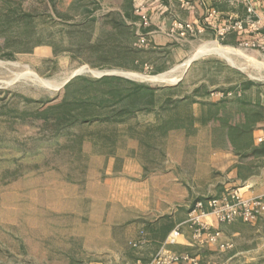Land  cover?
Returning <instances> with one entry per match:
<instances>
[{
    "label": "rangeland",
    "instance_id": "374dc122",
    "mask_svg": "<svg viewBox=\"0 0 264 264\" xmlns=\"http://www.w3.org/2000/svg\"><path fill=\"white\" fill-rule=\"evenodd\" d=\"M131 1L0 0V264H151L168 246L156 250L145 218L137 225L115 201L112 184H104L109 168L117 173L128 164L142 177L161 179L173 169L169 178L182 176L204 199L220 197L236 188L214 194L228 180L222 151L245 154L251 143H264L253 136L264 129V52L237 46L233 63L198 52L212 40L142 46L147 31L133 25L129 39L98 19L117 12L136 23ZM86 19L95 23L82 27ZM128 44L138 50L135 66L123 51ZM161 74L169 78H155ZM105 75L157 89L143 96L141 110L118 115L130 107L124 101L106 104V120L73 119L101 112L98 101L115 100L108 93L115 85L78 81L66 93L65 86L76 77ZM59 109L69 111L66 123L58 120ZM256 157L247 156L240 176L263 166ZM165 227L151 236L159 239ZM222 240L230 248L194 242L191 229L190 250L168 248L198 264H264L263 243Z\"/></svg>",
    "mask_w": 264,
    "mask_h": 264
},
{
    "label": "crops",
    "instance_id": "0c3cea01",
    "mask_svg": "<svg viewBox=\"0 0 264 264\" xmlns=\"http://www.w3.org/2000/svg\"><path fill=\"white\" fill-rule=\"evenodd\" d=\"M190 2L189 6L183 5L179 0H132L131 3L134 7V16L136 23L128 22L135 25L138 32H146L147 40L149 41V48L151 49H166L170 48L173 44L184 47L187 44H193L196 41L207 40H221L222 46L237 47L241 46L242 41L252 38L247 32L232 33L225 35L223 38L219 37L211 28H207L203 32L195 34L193 39H177L174 34H169V29L175 19L184 22H194L197 26L204 22V16L209 8L213 7L218 11V23L224 22L230 18L246 17V5L243 1L231 2L229 0H184ZM256 6V12L259 15L264 13V0H253ZM145 6L146 12L151 19V25L143 28L142 19L136 13L138 7ZM264 23V21H262ZM143 30V31H142ZM264 31V28H262ZM255 141L262 142L264 140V129L256 130L253 133ZM262 139V140H261ZM263 144V143H262ZM261 144V145H262ZM255 145V143H254ZM255 146H260L256 144ZM225 161L221 163L220 167L223 168L228 174L227 184L218 188L214 194L221 195L224 190L232 187L241 188V191L246 196H261L264 194V164L256 165L251 174L240 176V169L245 163L247 156L238 154L231 151V149L223 150ZM217 155V154H216ZM259 158L261 162L264 160V155ZM214 159V158H213ZM258 163V160H256ZM262 163V162H261ZM179 165V164H177ZM176 165V168H177ZM131 167L125 165L121 172L114 173L113 167H110L107 174L108 176L105 185L112 184V192L116 197L117 202L132 213V221H136L137 225L141 223L139 220L142 218L150 225L148 229L150 243L156 242L157 249L162 245H167L174 250H190L191 249V228L186 223L188 211L190 206L197 198H206L208 195H201L200 192L195 190V186H190L185 183L182 176L176 178H169L173 175V169H166L163 172L164 178L157 176L142 177L140 169L133 172ZM177 173V172H176ZM182 177V178H181ZM143 220V221H144ZM131 221V222H132ZM132 222V223H134ZM144 223V222H142ZM126 224V222L122 223ZM165 224V230L159 239L152 237L158 227ZM217 228L222 230L224 240H252L253 243L264 244V217L255 221L254 223H244L241 220H235L230 224H215ZM180 229L181 234L177 238V244H170L167 242V237L170 232L175 229ZM261 245L263 247L264 245ZM243 248V247H242ZM244 247L243 249H246ZM239 249L237 246L234 249ZM233 254L232 256H235Z\"/></svg>",
    "mask_w": 264,
    "mask_h": 264
},
{
    "label": "built area",
    "instance_id": "2783aa9c",
    "mask_svg": "<svg viewBox=\"0 0 264 264\" xmlns=\"http://www.w3.org/2000/svg\"><path fill=\"white\" fill-rule=\"evenodd\" d=\"M183 5L189 6L190 2L179 0ZM231 2H238L240 0H229ZM246 5V17L228 18L224 24L218 23V11L211 7L204 16V22L196 25L194 22H184L175 19L169 29V34L173 36L190 37L199 32L211 28L215 33L223 38L225 35L232 33L247 32L252 36L249 40H244L240 47L246 49L257 50L264 52V13L257 14L256 6L253 0H241ZM136 13L142 19V26L145 28L151 24V19L146 12L145 6L138 7ZM142 38V46H148L146 34L140 35ZM262 140V139H261ZM264 217V194L261 196H245L241 188L229 190L227 194L220 197L212 196L207 199H199L195 202L193 208L189 212L187 224L192 229V241L210 243H219L221 248H230L231 243H224L223 232L216 227L218 224H230L235 220H241L244 223H254L260 218ZM181 234L180 229L173 230L168 236V242L176 243V239ZM151 264H179L182 262H189L198 264V259L191 256L189 253H176L168 247L162 249L153 258Z\"/></svg>",
    "mask_w": 264,
    "mask_h": 264
},
{
    "label": "trees",
    "instance_id": "16d2710c",
    "mask_svg": "<svg viewBox=\"0 0 264 264\" xmlns=\"http://www.w3.org/2000/svg\"><path fill=\"white\" fill-rule=\"evenodd\" d=\"M99 21H101L103 24L104 22L106 24L110 25V30L113 31H122L124 32L127 37L132 38L135 36L134 33V27L133 25L129 24L127 22V20H125L122 16H120L117 12H110L106 15H104V17L102 18H98ZM93 23H95L94 19H86L84 20V22H82L80 25L82 27H87V26H91ZM123 51H125V54L127 55L126 58H128L130 61H132V65H134L135 61H138L136 59L137 57V49L131 47L129 44L128 45H124L123 47ZM127 64V63H126ZM123 65V67H130V65ZM135 66V65H134ZM78 81H86L91 84H105L106 82L109 83H113L115 85L114 89H111L108 93L110 94L112 91L115 92L116 96H115V100L113 101H108V99H103L101 101H98V105H96L97 107H99L102 111L99 112H95L92 115L89 116H85L83 114H74L73 115V119H78L81 120V122H89V120H94V121H98V120H106L109 116L110 113L109 112H104L103 110H106L105 106L106 104H122L124 101H127L129 103V106L127 109H123L122 112H118V115H122L124 113H130L134 111V108H136L137 110H141L144 105L142 104L143 101V96L146 93H154V91H156L157 88L143 84V83H137L134 82L128 78L125 77H120V76H116V75H105L102 78L99 79H91V78H86V77H76L75 79L71 80V82L65 86L64 88V92L66 93L69 88L71 87V85L77 83ZM127 85L128 87H123V85ZM112 92V93H113ZM111 93V94H112ZM62 103V102H61ZM65 103V102H63ZM56 105V104H55ZM55 105H51L48 108L51 109V113H54L55 111H57L56 109L53 110V107H55ZM65 109H66V104H63ZM82 107H86L87 104L85 102L82 103H78V106ZM133 106V109H132ZM48 109V110H49ZM135 109V110H136ZM60 113H62V117H59V121L60 122H64L66 123L67 120V114L69 113L68 110H64V109H59ZM47 111V110H46ZM116 113V112H114ZM117 114V113H116ZM44 118H46V116H43ZM249 148L251 149V152H248L245 154H243L242 152L240 154H242L243 156H250L252 154H254L255 156L261 157L262 155H264V143L260 146H255L253 143H251L249 145Z\"/></svg>",
    "mask_w": 264,
    "mask_h": 264
},
{
    "label": "bare ground",
    "instance_id": "6f19581e",
    "mask_svg": "<svg viewBox=\"0 0 264 264\" xmlns=\"http://www.w3.org/2000/svg\"><path fill=\"white\" fill-rule=\"evenodd\" d=\"M199 53H208V52H216L220 55H222L223 57H226L227 59H229L230 61H232L234 63V60L232 58V55L235 53H238L239 51H237L235 48L230 47V46H222L219 45L216 41H212V42H207L206 44H204L203 46H201L199 48ZM189 62V61H188ZM178 70V69H177ZM176 73V72H175ZM171 75V74H170ZM131 76V75H130ZM36 77V76H35ZM38 77V76H37ZM168 75L167 74H161V75H157L155 78H160V80L167 78ZM137 78V77H136ZM169 78V77H168ZM171 78V77H170ZM38 79L44 83H47L49 81H46L45 79H42L41 77H38ZM148 79V78H147ZM175 79V78H174ZM170 81H172V79H169ZM168 81V80H167ZM50 83V82H49ZM51 85V84H50ZM54 86V85H53Z\"/></svg>",
    "mask_w": 264,
    "mask_h": 264
}]
</instances>
